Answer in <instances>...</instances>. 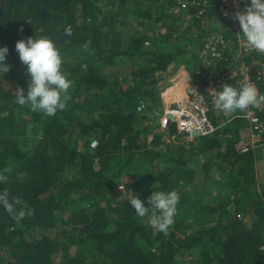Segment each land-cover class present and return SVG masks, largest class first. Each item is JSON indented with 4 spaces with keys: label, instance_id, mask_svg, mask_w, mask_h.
<instances>
[{
    "label": "trees",
    "instance_id": "1",
    "mask_svg": "<svg viewBox=\"0 0 264 264\" xmlns=\"http://www.w3.org/2000/svg\"><path fill=\"white\" fill-rule=\"evenodd\" d=\"M184 1L196 26L203 19L213 23L195 29L196 38L171 42L180 15L168 9L177 0H0V45L9 48L11 65L0 77V173L8 177L0 190L31 209L16 221L0 207V264H177L178 255L185 264H264V181L255 178L254 155L238 153V139L225 136L237 132L243 112L233 114L221 134L188 144L152 131L150 108L160 104L162 87L156 72L176 62L193 79H214L217 70L225 74L237 48L234 33L218 19L216 0ZM211 33L233 39L222 59L207 66L199 52ZM35 34L56 42L72 81L65 110L54 116L15 102L16 89L26 94L30 83L15 44ZM258 69L255 64L248 71L261 87ZM140 102L151 112L139 111ZM203 155L229 169L220 172L219 185L230 190L221 202L201 203L185 190L198 175L189 159ZM210 162L201 167L205 176ZM126 178L132 182L121 194ZM153 190L180 195L176 224L166 234L136 216L127 200L138 195L147 205Z\"/></svg>",
    "mask_w": 264,
    "mask_h": 264
},
{
    "label": "clouds",
    "instance_id": "2",
    "mask_svg": "<svg viewBox=\"0 0 264 264\" xmlns=\"http://www.w3.org/2000/svg\"><path fill=\"white\" fill-rule=\"evenodd\" d=\"M239 21L242 37L250 49L264 53V0H250L245 10L235 13ZM71 35V29H66ZM20 63L30 76L27 93L23 88L16 89L15 102L21 106H30L33 111H42L47 116H54L65 110L70 99L71 79L62 70L63 57L56 42L47 35L20 39L15 44ZM9 48L0 45V77L8 73L11 65L7 61ZM213 103L226 116L245 112L250 107H259L264 103V94L251 82H241L239 86L225 83L216 90ZM8 177L0 173V184ZM127 179V178H126ZM126 180L119 184L125 193ZM136 216L148 218L151 227L167 233L174 224V217L180 202L176 190H153L147 197V205L138 196L127 199ZM0 207L14 220L20 221L31 214L28 204L20 197H11L7 190H0Z\"/></svg>",
    "mask_w": 264,
    "mask_h": 264
},
{
    "label": "built area",
    "instance_id": "3",
    "mask_svg": "<svg viewBox=\"0 0 264 264\" xmlns=\"http://www.w3.org/2000/svg\"><path fill=\"white\" fill-rule=\"evenodd\" d=\"M217 11L219 14V21L224 26L225 30L231 31L235 35L236 55L239 58L251 55L254 49H250L243 37L239 32L241 31L239 21L236 18L235 13L237 11H243L250 0H216ZM190 2L184 0H177L175 6L170 7L168 10L173 14H179L182 12L183 19L188 22L191 20V16L188 12ZM202 10H198L197 16L201 18ZM180 15V14H179ZM184 23V22H183ZM161 33H165L162 29ZM229 36L225 37L220 34H209L204 44L203 50L199 52V57L203 59L207 66H213L217 60L222 59V50L229 45ZM147 45L148 42H145ZM244 62L238 65V68L234 70H227L225 74H222V70H217L214 74L212 82L220 88L223 84L228 83L237 71L243 72V80L248 81V74L244 71ZM222 71V72H221ZM260 77L258 76L257 79ZM206 87H200L196 84H189L186 90V97L182 100L173 102L165 111L164 122L167 126H174L175 134L182 138L185 142H189L197 137L208 136L213 134L217 130L210 118L211 105L207 100V94L205 93ZM207 91V90H206ZM264 94V91H260ZM264 103H261L259 107H250L247 111L239 114L250 123L251 133L250 142L253 146L264 144V122L256 115V108L261 109ZM137 109L143 111L146 109V104L140 102ZM260 141V143H257ZM240 151L245 152L248 149L247 143L240 141ZM97 145L96 141H92L90 146L94 148ZM119 189H121L118 186Z\"/></svg>",
    "mask_w": 264,
    "mask_h": 264
},
{
    "label": "crops",
    "instance_id": "4",
    "mask_svg": "<svg viewBox=\"0 0 264 264\" xmlns=\"http://www.w3.org/2000/svg\"><path fill=\"white\" fill-rule=\"evenodd\" d=\"M232 39H233L232 36H229L228 43H230V41ZM235 53H236V50L233 51L231 58L229 57L226 64L224 65V66H226V71L227 70H234V69L238 68V65H240L241 62H244V65H245L244 71H246V73L248 72L247 73L248 74V81H244L242 79V76H244L243 72L237 71V73L232 78V82H230L228 84H232L235 81H239V80H240V83L241 82L253 83L252 82L253 79L251 78V74L249 73L248 68H249V70H251L252 67L255 66V64H257L259 66L257 76H260V75L262 76V82H261L262 85H261V87H259V86H257V84L255 82L253 84L257 87V89L259 91H264V53L256 51V53H257L256 55L252 54L251 56H248L245 58H239V57H237V55ZM260 54L262 55L261 60L258 59ZM203 74H205V73H203ZM155 75H156V77L161 78L159 83H161L162 87L158 93L159 94L158 97L160 99V104L158 106H152L150 108V110L153 111L154 113H156V114L160 113L159 116L157 115L156 119H154L155 120L154 123L151 122V127H152V131H154V134L162 135L164 138L174 139V141L177 144L181 143V142L184 143L183 139H181V140L175 139V138L179 139L180 137L177 134H175V129L171 128V125L167 126L166 122H164V115H165V111H167L168 107L170 105H172L173 102L182 100L186 97L187 87L191 83L194 84L193 82H199L200 81L204 85V87H206L204 90H205V93L207 94V100L209 101V103L211 105V112L209 115L210 120H211V118L214 117L217 122H220L218 124V127H217V130L220 131V134L222 133L220 129L223 128V126L231 123L234 119H236V118H234L235 116L233 114L226 116L223 112H221L219 109H217L215 107V105L213 103L214 96H215L216 90H219L220 88H218L212 82L213 79L210 75L207 74L208 76H203L202 78H199V79L196 76V78L193 79V76L190 74V72L185 67L180 66L176 62L170 63L164 72L163 71L156 72ZM238 76H240L239 80H237ZM150 110H148V112H151ZM261 111H262V115H263L264 110H260V112ZM260 112H258V113H260ZM162 113H164L163 118L160 117ZM157 118H159V119L157 120ZM235 127H237V129H238L237 132L232 131V133H226L225 136L230 137L233 140H235L236 138L238 139L237 143L235 144L238 153H242V151H240V147H239L238 143L242 140H243V142L247 143L248 149H247V151H245L243 153L250 151L255 157V168H256L257 164L258 165L261 164L262 167L264 168V144H260L261 146H253L251 144V142H250V133H251L250 123L247 120H244L239 125H235ZM220 136H224V135H220ZM197 138H199V137H197ZM147 140H148V142H152L151 135H149L147 137ZM256 142H257V140H256ZM185 143H187V142H185ZM201 157L204 158V155ZM206 157H207V155H205V158ZM189 160L191 162V159H189ZM222 170H219V171L220 172L222 171V173L227 172V170H225V169H222ZM259 171H260V169H259ZM222 173H220V174H222ZM257 174H258V171H257ZM260 178H262V177H260Z\"/></svg>",
    "mask_w": 264,
    "mask_h": 264
},
{
    "label": "rangeland",
    "instance_id": "5",
    "mask_svg": "<svg viewBox=\"0 0 264 264\" xmlns=\"http://www.w3.org/2000/svg\"><path fill=\"white\" fill-rule=\"evenodd\" d=\"M179 14H180V17L177 20L178 22L177 23L175 22L174 25H177V26L179 25L180 26V30L177 31V32H175V34L173 35V38H172L171 42L174 41L175 37L176 38L178 37V39H184V38L187 39V37L190 36L191 34H192V37L193 38H196V35H198V32H197V30L195 31V29H197L198 27L199 28H202V27L205 28L207 26H210L213 23L211 21V19L210 20L203 19V20H201L200 24L198 22L199 25L196 26L194 24L195 21L189 20L188 22H186L183 19V16L184 15L182 14V12L179 13ZM194 41H195V39L192 40V41L189 40V43H187V45H186L187 48H190L192 42H194ZM184 43L185 42H183V44ZM260 110H264V106H262ZM152 113L155 114V117L157 115L159 116V114H160V113L159 114H156L154 112H152ZM163 114L164 113H162L160 117L163 118ZM158 119L159 118H157V120ZM261 120L264 122L263 119H261ZM175 139L176 140H181L182 138H179V139L178 138H175ZM209 160L212 162V163L210 162L212 165H211V167L209 169L208 176H205L202 173L203 169H201V167H202L203 164H205V162H207ZM190 165H192V167L194 168V171L198 175H194L193 182L190 185H187L185 187V190L191 192V194L194 195V197H197L198 199H200V202L201 203H206L207 200L210 201L211 199H212V202H214V201L221 202L220 199H219V197L220 198L222 197V194L224 193V191H225V193H228L230 190L227 187L225 188V187L219 185V182L220 181L221 182L224 181V179H222L223 176L219 173L220 172L219 170L225 169V170L228 171L229 169L227 168V166L226 165H221L219 159H216L213 156L210 157V155H207L206 158L204 156V158L200 157V158H197L195 160L193 159L191 161V164ZM255 169L258 171V174H257V171H256L255 178L258 181V183L260 184L261 181H264V174H263L264 173V168L262 167L261 164H259V165L257 164ZM259 169H260V171H259ZM260 177H262V178H260ZM125 180H126L125 181L126 185L128 183H131L132 182V180H128V178L125 179ZM117 191L120 192L121 194H123V191L121 189L118 188ZM126 191H129V190H126ZM229 198L232 199V200H234V196H232V195ZM175 224H176V219H174V224L170 227L171 230L174 229ZM177 260H178L177 261V264H185L186 263V261L184 260V258H182L180 255L177 256Z\"/></svg>",
    "mask_w": 264,
    "mask_h": 264
}]
</instances>
